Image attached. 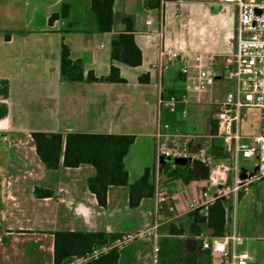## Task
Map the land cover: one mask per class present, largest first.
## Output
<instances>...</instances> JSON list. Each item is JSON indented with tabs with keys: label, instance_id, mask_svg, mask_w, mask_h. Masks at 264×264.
Segmentation results:
<instances>
[{
	"label": "crops",
	"instance_id": "obj_1",
	"mask_svg": "<svg viewBox=\"0 0 264 264\" xmlns=\"http://www.w3.org/2000/svg\"><path fill=\"white\" fill-rule=\"evenodd\" d=\"M64 5L67 13L50 22ZM113 16L112 30L101 32L92 0H0V264H54V232L58 230L105 232L120 238L156 225V239L137 238L121 246L117 240L112 243L118 247L119 264H156L154 243L160 249V237L174 251L192 246L190 238L180 239L183 234L169 233V225L179 227L178 218L191 212L192 196L207 182L170 178L171 157L162 160L156 156L160 121L168 122L171 132L192 136L189 147L194 152L207 147L208 141L214 142L207 149L208 154L212 150L209 155L214 165L236 162V143L227 145L219 134L217 114L226 94L237 86L233 66L223 61L237 51V5L219 0H114ZM127 17L132 20L142 62L136 66L115 63L125 81L62 78L63 44L73 60L82 61L85 75L93 71L97 77L107 76L112 64L111 42L127 29ZM162 46L188 59V74L181 72L180 60L166 71L156 68ZM197 55L203 58L201 64L195 61ZM211 59L217 79L207 90L196 92L193 85L198 72ZM161 89L166 96L185 95L186 100L174 112L160 108ZM214 126L217 134L212 133ZM235 128L241 141L264 132L262 126L257 133L243 134L240 115ZM34 132L134 136L124 160L129 183L150 168L153 194L131 207L129 185H112L107 205L101 206L88 186V179L96 174L94 166L47 168L37 153ZM218 141L223 153L218 152ZM232 177L229 171L230 182ZM159 190L178 204L179 212H170L168 203L156 201ZM238 195L223 200L228 219L225 235L240 233L232 223L229 203L240 199ZM208 234V239L213 237ZM192 238L197 240L192 250L197 264H221L212 250L203 247V234ZM245 239L251 250L248 264H264V236Z\"/></svg>",
	"mask_w": 264,
	"mask_h": 264
},
{
	"label": "trees",
	"instance_id": "obj_2",
	"mask_svg": "<svg viewBox=\"0 0 264 264\" xmlns=\"http://www.w3.org/2000/svg\"><path fill=\"white\" fill-rule=\"evenodd\" d=\"M114 0H92V8L96 13L98 29L101 32L111 31L114 25L113 16ZM68 6L64 5L61 14H53L52 22L56 17L65 15ZM127 29L115 37L111 42L112 64L107 76L97 77L93 71L84 74V66L80 59L73 60L70 49L66 44L62 47V78L72 81H125L121 76L120 68L115 64L121 62L136 66L142 62V53L135 42L132 20L130 17L124 19ZM213 134H217V127H213ZM37 153L43 163L49 169H58L61 165L65 167H77L81 164H91L96 169V174L88 179V186L98 203L106 206L108 202V189L110 186L130 187V206L136 207L140 200L154 192V185L150 183L151 169L146 168L143 175L134 183H129V172L125 166L134 136L125 134L104 133H32ZM221 141L216 146L220 149ZM214 142L211 143L213 146ZM210 145V146H211ZM217 152V150H214ZM219 153H223L221 148ZM212 150L209 151V154ZM172 177H183L186 182L193 180V168L188 166H176L171 172ZM51 192H47L50 194ZM43 195V194H40ZM189 225L193 236H199L209 232L213 237L224 236L228 230L227 205L223 200H216L206 212L201 208L188 213ZM169 233L173 235L184 234V229L175 224L169 225ZM119 236H112L105 232L91 231H65L54 232V264H66L74 256L86 255L96 247H110L98 258H93L85 264H119L118 247L112 243ZM195 238H190L189 241ZM210 250V249H209ZM206 250V253H209ZM194 251L183 249V252L174 251L165 247L162 242L161 255L166 259V264H197L193 258Z\"/></svg>",
	"mask_w": 264,
	"mask_h": 264
},
{
	"label": "built area",
	"instance_id": "obj_3",
	"mask_svg": "<svg viewBox=\"0 0 264 264\" xmlns=\"http://www.w3.org/2000/svg\"><path fill=\"white\" fill-rule=\"evenodd\" d=\"M223 3H234L239 10L237 25V51L235 54L226 56L224 63L234 68V76L237 80V86L228 92L225 99L220 104V110L217 119L220 122L219 134L224 138L227 145L236 143V162L232 166L225 164H213V158L207 153V147L201 148L199 152H194L189 147V140L192 136L179 134L170 131V124L160 121L156 132V156H180L191 159H201L210 167V176L206 180L207 184L200 188L191 198L188 206L189 211L201 208L207 211L218 197L237 196L239 192H249L251 180H259L264 177V132L250 137L246 141H241L240 132L235 128V122L238 121L240 111L243 108H258L264 110V0H219ZM260 10V13L259 11ZM180 60L182 63L181 72L188 74L190 64L181 52L168 50L164 46L160 47L156 68L160 71H166L172 63ZM198 64L203 62L201 55L195 57ZM217 79V72L213 67V60H209L207 67L201 68L198 72L197 80L193 85L196 92H203ZM186 96L178 97L176 95L166 96L164 91L160 90L158 103L160 108H165L171 112L177 109L180 101H185ZM186 112L185 110L183 111ZM256 158L258 169L252 178L242 181L239 178L241 168L238 164V158ZM178 165H173L170 171L173 172ZM232 171L231 182L228 178V172ZM247 173H249L247 171ZM172 176L170 175V178ZM211 188V189H210ZM168 194L164 191L156 192L157 202L168 203L170 212H179L180 207L172 200H168ZM157 226L136 232L127 233L117 239L118 246L126 244L137 238L154 237L156 239ZM237 233L221 237H212L203 240V247L212 250L221 264H248L250 254L246 250L237 251L236 244L241 240ZM110 247L95 248L86 255L76 256L68 264H85L93 258H98ZM159 246L154 243V252L157 254Z\"/></svg>",
	"mask_w": 264,
	"mask_h": 264
},
{
	"label": "rangeland",
	"instance_id": "obj_4",
	"mask_svg": "<svg viewBox=\"0 0 264 264\" xmlns=\"http://www.w3.org/2000/svg\"><path fill=\"white\" fill-rule=\"evenodd\" d=\"M240 125L243 134L259 132L261 127L264 126V110L258 108L241 109ZM169 161L173 162L172 157ZM255 162L256 160L254 157L250 159L241 158L240 166L252 172L255 169ZM174 164L178 165L176 163ZM249 191V193H246V195L240 199L234 201L230 199L229 203L232 207V223L238 225L240 232L238 235L242 238L238 242V251L247 250L251 253L250 248L245 244L248 242L245 238L248 235L264 236V178L255 180L251 183L249 185ZM178 219L179 227H182L185 230L180 239L184 240L192 238L193 234L190 229L188 214ZM203 238H209L207 231L204 232ZM163 240H165L164 237L159 238L160 249L158 251L156 264H166V259L161 255V244Z\"/></svg>",
	"mask_w": 264,
	"mask_h": 264
},
{
	"label": "water",
	"instance_id": "obj_5",
	"mask_svg": "<svg viewBox=\"0 0 264 264\" xmlns=\"http://www.w3.org/2000/svg\"><path fill=\"white\" fill-rule=\"evenodd\" d=\"M260 13V10H258ZM161 159H164V156H161ZM172 160L174 163L181 165V166H188L191 165L193 168V176L196 179H200V180H208L209 176H210V167L209 165L205 164L201 159L195 158V159H191L189 157H180V156H174L172 157ZM258 169V166L255 167L254 171L247 173V170L245 168L242 169V171L239 174V178L242 181H246L250 178L253 177V175L255 174L256 170ZM244 192L241 191L239 192V198L242 197V194ZM228 200L227 197L222 196V197H218L217 200ZM189 244H191L192 246H189L188 249L189 250H195V246H194V241H189Z\"/></svg>",
	"mask_w": 264,
	"mask_h": 264
}]
</instances>
